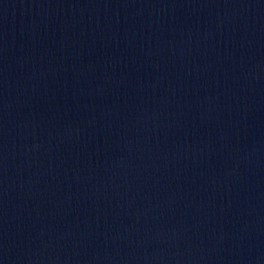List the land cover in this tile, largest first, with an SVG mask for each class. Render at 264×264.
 <instances>
[{"label":"water","instance_id":"1","mask_svg":"<svg viewBox=\"0 0 264 264\" xmlns=\"http://www.w3.org/2000/svg\"><path fill=\"white\" fill-rule=\"evenodd\" d=\"M0 264H264V0H0Z\"/></svg>","mask_w":264,"mask_h":264}]
</instances>
